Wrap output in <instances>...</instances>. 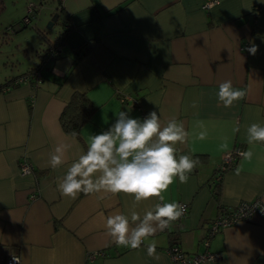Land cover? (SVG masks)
I'll return each instance as SVG.
<instances>
[{"label": "crops", "instance_id": "1", "mask_svg": "<svg viewBox=\"0 0 264 264\" xmlns=\"http://www.w3.org/2000/svg\"><path fill=\"white\" fill-rule=\"evenodd\" d=\"M54 2L69 31L46 60L52 65L44 62L38 85L22 81L0 92V264L12 255L20 264H172V244L189 255L204 252L202 240L220 211L264 202V142L247 140L251 124L264 125V0H216L210 8L202 7L205 0ZM253 44L255 55L247 50ZM79 48L87 49L78 56ZM226 80L245 93L229 107L217 95ZM74 93L94 106L76 136L59 121ZM120 111L139 119L156 111L162 125L175 118L189 133L175 145L177 157L199 161L187 183L177 177L162 193L164 202L185 204L186 213L137 249L113 241L106 217H142L157 197L136 202L131 194L101 191L70 199L58 189L90 136L106 131ZM60 145L68 146L64 163L52 168ZM237 147L251 150V159L240 156L219 170ZM21 160L31 173L20 174ZM151 243L159 259L147 254ZM207 249L220 258L205 264H264V216L221 229Z\"/></svg>", "mask_w": 264, "mask_h": 264}, {"label": "clouds", "instance_id": "2", "mask_svg": "<svg viewBox=\"0 0 264 264\" xmlns=\"http://www.w3.org/2000/svg\"><path fill=\"white\" fill-rule=\"evenodd\" d=\"M247 50L255 55L258 46L253 44ZM217 95L219 101L229 107L234 101L243 99L245 93L234 88L231 80H226L219 84ZM115 115V122L106 131L90 136L87 151L73 161L58 189L62 196L70 199H76L80 193L88 195L101 191L131 194L136 202L157 197L158 201L142 217L136 211L130 216L117 212L106 217L104 227L113 241L137 249L146 237L164 231L181 218L184 206L175 201L164 202L162 193L177 177L181 184L187 183L199 161L190 155L177 157L175 145L185 143L189 133L175 118L162 125L156 111L143 119L132 118L126 111ZM199 126L203 127L202 122ZM206 135L202 131L198 139L203 140ZM247 140L250 145L264 142V125L251 124ZM67 147L55 148L49 159L52 168L64 163ZM252 155L251 150L241 153L246 160ZM147 254L159 259L155 243L148 245ZM13 260L19 264L18 257Z\"/></svg>", "mask_w": 264, "mask_h": 264}, {"label": "rangeland", "instance_id": "3", "mask_svg": "<svg viewBox=\"0 0 264 264\" xmlns=\"http://www.w3.org/2000/svg\"><path fill=\"white\" fill-rule=\"evenodd\" d=\"M30 4H33L32 11L27 10ZM55 5L54 0H3L0 11V82L5 77L24 72L39 61L36 52L41 54L47 45L35 28L47 32L50 43L54 42L61 28L60 23L55 22L49 26L53 15L59 14L55 11ZM24 17L30 21L25 23ZM18 26L22 29L11 31V27L16 29ZM46 62L48 66L52 65L51 60Z\"/></svg>", "mask_w": 264, "mask_h": 264}, {"label": "built area", "instance_id": "4", "mask_svg": "<svg viewBox=\"0 0 264 264\" xmlns=\"http://www.w3.org/2000/svg\"><path fill=\"white\" fill-rule=\"evenodd\" d=\"M215 3L216 0H205L202 7L210 8ZM58 50H59L58 47H55V49H53V53L55 54L58 53ZM34 80L36 84L41 81L40 73H37ZM20 81L29 82V79L24 78L21 79ZM242 152H243L242 148L237 147L233 149L231 152L225 154L222 158V162L220 163L218 169L225 170L228 167L232 166V164H234V162L241 156ZM18 166H19V172L22 175L29 174L32 171V166L27 160H21ZM219 178L220 176L216 177V179ZM30 197L34 198L36 197V194L32 193ZM182 205L184 206L185 209L183 213L184 215L187 211V208L185 204ZM255 216H264V202H262L260 199H255L251 201H240L232 209L220 211V213L210 221L206 234L202 240V244L205 246V251L202 253H195L189 255L183 252L178 245L172 244L167 249V253L171 259L172 264H205L206 262L220 258L219 253H212L207 249V247L209 246L210 239L221 229L226 228L228 226H232L241 221L243 222L250 221ZM93 255L96 254H90L88 255V258L90 259ZM13 257H18V256L16 255L10 256L8 259L4 261L3 264H15ZM19 264H20V259H19Z\"/></svg>", "mask_w": 264, "mask_h": 264}, {"label": "trees", "instance_id": "5", "mask_svg": "<svg viewBox=\"0 0 264 264\" xmlns=\"http://www.w3.org/2000/svg\"><path fill=\"white\" fill-rule=\"evenodd\" d=\"M58 1V0H57ZM59 5V3H57ZM28 7L30 10L33 7V4L29 5ZM3 8V0H0V11ZM57 8H55V11H57ZM256 8L253 10L255 11ZM58 12V11H57ZM60 18V15L58 14V19L56 20L55 23H60V30L57 33V36L54 38V42L50 43V38L47 37V32L44 30L35 28L37 31L38 36L42 39V41L47 45L46 49L39 54L38 51L36 52V55L39 58V61L36 63L35 66L27 68L24 72L14 75L9 78H5L1 83H0V92L15 84L21 83V79L27 78L29 79L30 85L36 86L39 83H35V76L37 73L41 72V68L44 64V62L51 56V53L53 52V49H55V46H60L63 41L65 40V36L67 32L69 31L67 28H65V21L61 20L58 22ZM26 27V24H24ZM22 29L21 26H18V28H13L11 27V31L15 32ZM54 47V48H53ZM87 49V48H86ZM85 48H79L77 49L76 53L79 55H83L86 51ZM94 110V106L91 104L89 99L86 97L85 94H80V93H74L70 97V100L68 101L67 105L63 108V110L60 113L59 116V121L62 129L64 132L70 135H78L79 129L81 125L90 117ZM233 168V165L231 166ZM214 185V192L215 194H218V189L220 188V178L215 179L213 182ZM177 245V244H176ZM102 256H104V253L101 252ZM95 256V255H94Z\"/></svg>", "mask_w": 264, "mask_h": 264}, {"label": "water", "instance_id": "6", "mask_svg": "<svg viewBox=\"0 0 264 264\" xmlns=\"http://www.w3.org/2000/svg\"><path fill=\"white\" fill-rule=\"evenodd\" d=\"M58 19V13H55L52 17V20L49 23V26H51L52 24H54V22H56V20Z\"/></svg>", "mask_w": 264, "mask_h": 264}]
</instances>
